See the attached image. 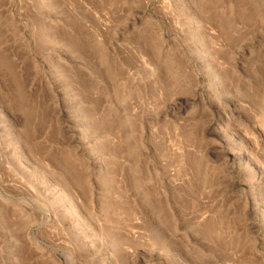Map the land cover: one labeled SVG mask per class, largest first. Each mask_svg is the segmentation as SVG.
<instances>
[{
    "label": "rangeland",
    "instance_id": "1",
    "mask_svg": "<svg viewBox=\"0 0 264 264\" xmlns=\"http://www.w3.org/2000/svg\"><path fill=\"white\" fill-rule=\"evenodd\" d=\"M0 264H264V0H0Z\"/></svg>",
    "mask_w": 264,
    "mask_h": 264
}]
</instances>
